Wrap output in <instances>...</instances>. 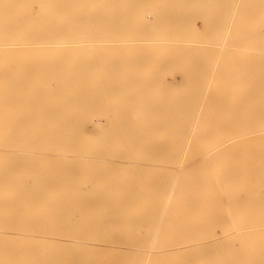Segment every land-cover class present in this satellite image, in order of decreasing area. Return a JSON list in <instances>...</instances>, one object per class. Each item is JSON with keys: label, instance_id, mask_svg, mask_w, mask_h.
<instances>
[{"label": "bare ground", "instance_id": "obj_1", "mask_svg": "<svg viewBox=\"0 0 264 264\" xmlns=\"http://www.w3.org/2000/svg\"><path fill=\"white\" fill-rule=\"evenodd\" d=\"M261 189L264 0H0V264H264Z\"/></svg>", "mask_w": 264, "mask_h": 264}, {"label": "rangeland", "instance_id": "obj_2", "mask_svg": "<svg viewBox=\"0 0 264 264\" xmlns=\"http://www.w3.org/2000/svg\"><path fill=\"white\" fill-rule=\"evenodd\" d=\"M196 24H197V26H198V28H200L201 30H203V27H202V24H201V19H196ZM226 39V38H225ZM219 47V46H218ZM226 49H229L231 52L233 51V48L232 47H226ZM237 51L238 52H242L243 50H241V49H237ZM230 52V53H231ZM226 54L227 55H229L227 52H226ZM232 55H234V53H231ZM167 78H168V82H170L171 80H170V76H167ZM175 79H174V84H179L180 82H182L183 81V78L181 77V75L180 74H177L175 77H174ZM199 89L201 90V91H203V92H206L207 91V86H200L199 87ZM211 95V94H210ZM228 103H219L218 104V106L220 107V106H225V105H227ZM231 105H233V106H236V107H249V106H253L254 104L253 103H232ZM187 173H192V172H187ZM194 174V173H193ZM227 174H229V173H227ZM264 190L263 189H261V191H260V193H262ZM264 193V192H263ZM228 195V194H227ZM226 195V196H227ZM230 196V195H229ZM229 196H227V197H224V198H227L228 199V197ZM263 228V227H262ZM260 229V228H259ZM217 239H215V240H213L212 242H215ZM203 245H207V244H202L201 243V246H203ZM200 246V245H199ZM255 258H256V260H255ZM248 264H258V260H257V256L256 255H254L253 253L252 254H250L249 255V257H248Z\"/></svg>", "mask_w": 264, "mask_h": 264}]
</instances>
